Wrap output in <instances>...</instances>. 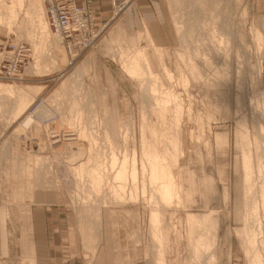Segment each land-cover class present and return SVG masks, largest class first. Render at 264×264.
<instances>
[{"label":"rangeland","instance_id":"1","mask_svg":"<svg viewBox=\"0 0 264 264\" xmlns=\"http://www.w3.org/2000/svg\"><path fill=\"white\" fill-rule=\"evenodd\" d=\"M49 1L0 0V42L21 61L0 80V230L43 193L123 262L264 263V0H71L98 34L79 50ZM204 216L215 238L195 261Z\"/></svg>","mask_w":264,"mask_h":264},{"label":"crops","instance_id":"2","mask_svg":"<svg viewBox=\"0 0 264 264\" xmlns=\"http://www.w3.org/2000/svg\"><path fill=\"white\" fill-rule=\"evenodd\" d=\"M27 205L24 224L0 230V264H132L114 255L111 245L86 244L59 201L42 193Z\"/></svg>","mask_w":264,"mask_h":264},{"label":"built area","instance_id":"3","mask_svg":"<svg viewBox=\"0 0 264 264\" xmlns=\"http://www.w3.org/2000/svg\"><path fill=\"white\" fill-rule=\"evenodd\" d=\"M47 14L51 29L69 46L74 47L73 49H87L95 42L97 31L90 35L85 33L87 23L83 19L84 12L71 0H50ZM13 46L14 50L18 47ZM20 50L17 49L18 54ZM18 56L8 52L6 44L0 42V80H12L17 76L21 67Z\"/></svg>","mask_w":264,"mask_h":264},{"label":"bare ground","instance_id":"4","mask_svg":"<svg viewBox=\"0 0 264 264\" xmlns=\"http://www.w3.org/2000/svg\"><path fill=\"white\" fill-rule=\"evenodd\" d=\"M202 1V0H201ZM205 1V0H204ZM236 1V0H235ZM20 2V1H19ZM206 2H208L207 0H206ZM226 2V1H225ZM231 2V1H230ZM206 4V3H205ZM12 8V7H11ZM217 8V7H216ZM10 9V8H9ZM1 10V9H0ZM8 11V10H7ZM12 11V10H11ZM218 11V10H217ZM4 12V11H3ZM6 12V11H5ZM7 13V12H6ZM0 14H2L1 12H0ZM9 14H10V11H9ZM9 14H8V16H9ZM13 14V15H12ZM7 15V14H6ZM5 14H3V16H5V17H7ZM11 15L13 16L12 18H14V12L12 13L11 12ZM11 19V18H10ZM8 20H9V18H8ZM1 21V20H0ZM2 21H3V18H2ZM1 21V22H2ZM4 22V21H3ZM5 22H9V21H7V19H6V21ZM5 25V24H4ZM5 26H7V25H5ZM5 28H7V27H5ZM8 28H9V26H8ZM257 33V32H256ZM257 35H258V33H257ZM257 35H256V38H258L257 37ZM260 35V34H259ZM261 37V36H260ZM259 39V38H258ZM257 39V40H258ZM260 42V41H259ZM135 54V53H134ZM136 55V54H135ZM140 56V55H139ZM136 57V56H135ZM146 58V57H145ZM138 59H140V58H138ZM136 60V59H135ZM145 60V59H144ZM130 61H131V59H130ZM135 62V61H134ZM130 63V62H129ZM189 63V62H188ZM144 64H146V63H144ZM193 64V63H192ZM130 65V64H129ZM131 65H132V63H131ZM136 65V64H135ZM189 65V64H188ZM186 66V65H185ZM193 66H195V65H193ZM142 67V66H141ZM135 68V67H134ZM189 68V67H188ZM193 68V67H192ZM128 69V68H127ZM134 70V69H133ZM136 70V69H135ZM163 70H164V68H163ZM128 71V70H127ZM143 71H146L145 69L143 70ZM143 71H142V73H143ZM167 71V70H166ZM190 71H192V70H190ZM194 71V70H193ZM197 71V70H196ZM199 71V70H198ZM133 73V72H132ZM136 73V72H135ZM145 74H147L146 72H144ZM149 73V72H148ZM168 73V72H167ZM192 73V72H191ZM195 73V72H194ZM200 73V72H199ZM168 75V74H167ZM193 75V74H192ZM197 75V74H196ZM133 76V75H132ZM140 76H141V74H140ZM150 76V75H149ZM170 76V75H169ZM193 76H195V75H193ZM201 76V75H200ZM134 77V76H133ZM136 77V76H135ZM142 77V76H141ZM143 77H145V76H143ZM147 77H148V75H147ZM168 78H170V77H168ZM198 78V77H197ZM136 79V78H135ZM139 79V78H138ZM193 79H195L196 80V78H193ZM199 79V78H198ZM149 80V79H148ZM180 81V80H179ZM154 82V81H153ZM181 82V81H180ZM184 82H185V79H184ZM188 83V82H187ZM152 83L150 82H148V87H149V85H151ZM201 84V83H200ZM140 85V84H139ZM153 85V84H152ZM155 86V85H154ZM184 86V85H183ZM156 89V88H155ZM10 91H11V89H10V87L8 88V86H7V88L6 87H1L0 86V94H3V95H0V96H3L2 97V99H4V97L6 96V95H8L9 93H10ZM147 91V93H149L148 91H149V88L146 90ZM162 91V90H161ZM155 92H156V90H155ZM160 92V91H159ZM153 93V92H152ZM151 93V94H152ZM160 94V93H159ZM149 95H150V93H149ZM162 95H164V93L162 94ZM9 97V96H8ZM10 98V97H9ZM155 99V98H154ZM167 99V98H166ZM159 100V99H158ZM2 103V102H1ZM153 103V102H152ZM161 103V102H160ZM3 104V103H2ZM2 104H0V105H2ZM5 104V103H4ZM157 105V104H156ZM239 112V111H238ZM28 124L30 125V120L28 119L27 121H26V123H25V125L24 126H28ZM242 133V132H241ZM180 135V134H179ZM178 135V136H179ZM181 136V135H180ZM242 136V135H241ZM241 136H239V137H241ZM244 137V136H243ZM176 138H174V140H175ZM144 140V139H143ZM142 140V143L144 144V141ZM181 140V139H180ZM241 140V139H240ZM243 140H244V138H243ZM176 142H179V139L178 140H175ZM175 142V143H176ZM244 142V141H243ZM243 142L241 141V143L243 144ZM97 143V142H96ZM180 143H181V141H180ZM245 143V142H244ZM178 144V143H177ZM146 145V144H145ZM245 145V144H244ZM147 146V145H146ZM145 146V147H146ZM174 147H175V144H174ZM181 147V146H180ZM176 148H178V147H175V149ZM244 148V147H243ZM246 148V147H245ZM244 148V149H245ZM142 149H143V146H142ZM146 149H147V147H146ZM146 149H143V150H146ZM148 150H150V148H148ZM173 151H175V150H173ZM179 151V150H178ZM177 151V152H178ZM244 151V150H243ZM246 151V150H245ZM145 152V151H144ZM146 152H149V151H146ZM145 152V153H146ZM150 152L152 153V154H150L151 155V157H152V155H153V153H154V148H153V151L152 150H150ZM156 153V152H155ZM154 153V154H155ZM247 153V152H246ZM144 154V153H143ZM142 154V155H143ZM157 154V153H156ZM174 154V153H173ZM159 155V154H158ZM175 155H177V154H175ZM178 155H180V154H178ZM178 155H177V157H178ZM246 155V154H245ZM244 154H243V160H244V158H245V160H247V157L245 156ZM145 156H146V154H145ZM149 156V155H148ZM148 156H146L147 158V160L148 159H150V158H148ZM157 156V155H156ZM247 156H249L248 155V153H247ZM155 157V156H154ZM160 157L161 158H163V156H161L160 155ZM176 157V156H175ZM143 159H144V157H142ZM153 158V157H152ZM173 158V157H172ZM179 159V158H178ZM257 159V158H256ZM145 160V159H144ZM153 160V159H152ZM248 160H249V157H248ZM146 161V160H145ZM156 161V160H155ZM162 161V160H161ZM147 163H146V165H148V162H149V160L148 161H146ZM150 162H152L153 163V161H150ZM159 162V161H158ZM157 162V163H158ZM164 162V161H163ZM174 162V161H173ZM152 163L150 164V165H152ZM176 163V162H175ZM174 163V164H175ZM161 164V163H160ZM164 164V163H163ZM145 165V164H144ZM250 165V164H249ZM248 165V168L250 167ZM122 166H123V164H122ZM160 166V165H159ZM175 166H176V164H175ZM245 167H247V165H244ZM150 167V166H149ZM153 167V166H152ZM158 167V165L156 166V168ZM245 167H242L243 168V171L245 170ZM123 169V168H122ZM151 169V167L150 168H148V171ZM161 170V169H160ZM122 171V170H121ZM142 171H144V170H142ZM153 171V170H152ZM158 171V170H157ZM165 171V170H164ZM245 171H247V170H245ZM245 171L243 172L244 174H245V183L246 182H248V180H250L251 179V177H247L248 175H250L251 173H249L248 174V172L247 173H245ZM248 171H250V172H252L251 170H250V168H249V170ZM134 172V171H133ZM119 173V172H118ZM125 173V172H124ZM144 173V172H143ZM148 174H149V172H147ZM159 173H161V172H159ZM163 173H166V172H163ZM154 174H155V172H154ZM168 173H166V175H167ZM124 175V174H123ZM151 175V174H150ZM169 175V174H168ZM167 175V176H168ZM96 176V175H95ZM156 176V175H155ZM244 176V175H243ZM251 176V175H250ZM97 177H99V176H97ZM120 177H122V175L120 176ZM124 177V176H123ZM150 177H152V176H150ZM170 177V176H169ZM96 178V177H95ZM94 178V179H95ZM101 178V177H100ZM117 178V176L115 177V179ZM172 178V177H171ZM248 178H250V179H248ZM158 179V178H157ZM253 179V178H252ZM134 180H135V178H134ZM155 180V179H154ZM100 181V180H99ZM98 181V182H99ZM116 181V180H115ZM121 181V180H120ZM122 181H124V180H122ZM149 181V180H148ZM158 181V180H157ZM126 182V181H125ZM131 182H133V181H131ZM165 183H166V180L164 181ZM210 182V181H209ZM153 183V182H152ZM159 183V182H158ZM168 183V182H167ZM245 183H244V186L245 187H247L246 185H245ZM252 183V182H251ZM251 183L249 184V182L248 183H246L247 185L249 184L250 186H251ZM160 184H161V182H160ZM155 186H157V183L156 184H154ZM170 185V184H169ZM212 185H210L209 187H211ZM249 186V187H250ZM152 187V186H151ZM156 188V187H155ZM158 188H160V187H158ZM163 188V187H162ZM171 188V187H170ZM213 189V188H212ZM224 189V188H223ZM247 189H248V187H247ZM250 189V188H249ZM159 190V189H158ZM166 190V189H165ZM165 190H164V193H165ZM161 191L163 192V190L161 189ZM160 192V191H159ZM248 192V191H247ZM163 194H161V196H162ZM167 195L168 194H166L165 196H166V198L167 199H165V200H167L168 201V199L171 197V196H169V198L167 197ZM171 195V194H170ZM159 196V195H158ZM160 196V197H161ZM262 197V196H261ZM171 199V198H170ZM262 199V198H261ZM163 202H164V200H163ZM253 202V201H252ZM166 203V202H165ZM164 203V205H167V204H165ZM245 203H247V201L245 202ZM248 206V205H247ZM251 206V205H250ZM249 207V206H248ZM250 211V210H249ZM248 211V212H249ZM252 211V210H251ZM251 211H250V214H253V212L251 213ZM247 214V213H246ZM256 214V213H255ZM248 215V214H247ZM254 215V214H253ZM155 216V215H154ZM246 216V215H245ZM2 217H4L3 215H2ZM248 217V216H247ZM256 217V216H255ZM254 216H253V219L255 218ZM246 218V217H245ZM252 219V218H251ZM245 220V219H244ZM248 220V219H247ZM215 220L213 219H211L210 217H202L201 218V220L200 221H197L199 224H201V225H203L204 226V228H205V233L204 234H196V235H194L193 233H192V230H193V228H190V238L191 237H193V247H192V255H193V258H194V260L195 261H200L201 260V258L203 257V254H204V252L206 251V250H208V248H209V246H210V242H212V241H214V235H215V230H216V227H217V225H216V221L214 222ZM251 221H253V220H251ZM254 222V221H253ZM198 223H197V225H198ZM209 223V224H208ZM245 223H247L246 221H245ZM249 225V224H248ZM247 224H245V228L248 230V232L246 231L245 233H247L246 234V236H247V245H248V247L249 246H253L254 247V245L256 244V243H259V242H257L256 241V238H255V231L253 232L250 228L251 227H249ZM198 227H200V225H198ZM202 227V226H201ZM245 229V230H246ZM261 241V240H260ZM246 243V242H245ZM261 247H262V249H264V240H262L261 242ZM211 245H212V243H211ZM246 245V244H245ZM247 247V250L249 249ZM252 247V248H253ZM259 248H260V246H259ZM249 251V250H248ZM251 251H253V250H251ZM261 252V251H260ZM249 253V252H248ZM251 253V255H252V252H250ZM255 253V252H254ZM250 256V255H249ZM213 257V256H212ZM251 257V256H250ZM252 259V258H251ZM250 263L251 264H264V263H262V261L259 259V255H258V252H256L254 255H253V260H250Z\"/></svg>","mask_w":264,"mask_h":264}]
</instances>
